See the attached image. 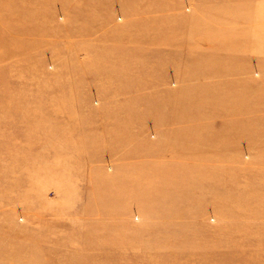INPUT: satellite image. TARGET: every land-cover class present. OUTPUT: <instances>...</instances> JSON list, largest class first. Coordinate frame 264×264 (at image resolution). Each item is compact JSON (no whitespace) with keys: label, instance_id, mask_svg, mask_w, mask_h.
Instances as JSON below:
<instances>
[{"label":"rangeland","instance_id":"rangeland-1","mask_svg":"<svg viewBox=\"0 0 264 264\" xmlns=\"http://www.w3.org/2000/svg\"><path fill=\"white\" fill-rule=\"evenodd\" d=\"M0 264H264V0H0Z\"/></svg>","mask_w":264,"mask_h":264}]
</instances>
